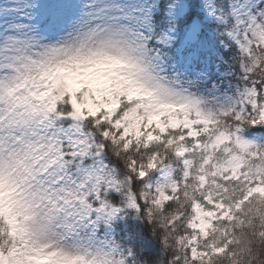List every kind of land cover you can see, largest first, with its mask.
<instances>
[{"label":"snow or ice","instance_id":"snow-or-ice-1","mask_svg":"<svg viewBox=\"0 0 264 264\" xmlns=\"http://www.w3.org/2000/svg\"><path fill=\"white\" fill-rule=\"evenodd\" d=\"M0 264H264V0H0Z\"/></svg>","mask_w":264,"mask_h":264}]
</instances>
